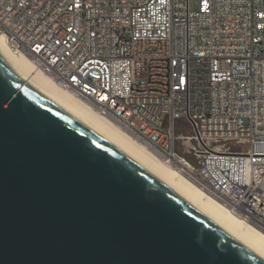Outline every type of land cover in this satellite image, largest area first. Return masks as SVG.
<instances>
[{"label":"built area","instance_id":"obj_1","mask_svg":"<svg viewBox=\"0 0 264 264\" xmlns=\"http://www.w3.org/2000/svg\"><path fill=\"white\" fill-rule=\"evenodd\" d=\"M0 21L35 70L264 234V0H0Z\"/></svg>","mask_w":264,"mask_h":264},{"label":"water","instance_id":"obj_2","mask_svg":"<svg viewBox=\"0 0 264 264\" xmlns=\"http://www.w3.org/2000/svg\"><path fill=\"white\" fill-rule=\"evenodd\" d=\"M0 264H264L0 57Z\"/></svg>","mask_w":264,"mask_h":264},{"label":"bare ground","instance_id":"obj_3","mask_svg":"<svg viewBox=\"0 0 264 264\" xmlns=\"http://www.w3.org/2000/svg\"><path fill=\"white\" fill-rule=\"evenodd\" d=\"M6 38L7 29L0 21V57L27 83L72 114L187 205L264 261L263 233L234 217L221 203L206 196L194 183L166 166L152 151L135 141L134 139L144 140V132H140L135 124H125L128 135L80 101L78 88H71L69 94V88L64 83L54 80V72H48V68L35 70L29 60L33 59V45L30 42L18 40L10 48ZM22 50L26 52V57L17 55ZM246 210L257 212V204L246 201ZM253 222H262V215H253Z\"/></svg>","mask_w":264,"mask_h":264},{"label":"rangeland","instance_id":"obj_4","mask_svg":"<svg viewBox=\"0 0 264 264\" xmlns=\"http://www.w3.org/2000/svg\"><path fill=\"white\" fill-rule=\"evenodd\" d=\"M189 7L192 12L198 10V0H189ZM186 134L190 132V128L187 126Z\"/></svg>","mask_w":264,"mask_h":264}]
</instances>
